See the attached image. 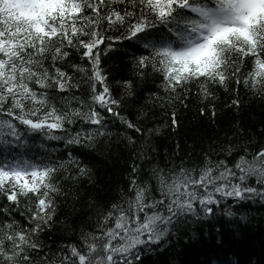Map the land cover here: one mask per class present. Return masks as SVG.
I'll list each match as a JSON object with an SVG mask.
<instances>
[{"label": "snow or ice", "instance_id": "snow-or-ice-1", "mask_svg": "<svg viewBox=\"0 0 264 264\" xmlns=\"http://www.w3.org/2000/svg\"><path fill=\"white\" fill-rule=\"evenodd\" d=\"M123 41L136 51L117 75L104 65ZM246 99L264 105V0H0V264H146L197 222L264 207ZM193 100L235 116L232 135L161 158L157 109L175 128ZM121 153L104 200L85 157Z\"/></svg>", "mask_w": 264, "mask_h": 264}, {"label": "trees", "instance_id": "trees-1", "mask_svg": "<svg viewBox=\"0 0 264 264\" xmlns=\"http://www.w3.org/2000/svg\"><path fill=\"white\" fill-rule=\"evenodd\" d=\"M135 51L132 42L123 41L104 66L117 75L127 74L126 66ZM216 103L219 106L222 101ZM196 107L195 100L189 103L187 109L178 106L179 124L175 128L170 126L169 116L157 109L156 123L161 127V132L154 138V143L161 158L166 152L173 153L177 142L183 156L193 147L198 152L201 148H207L209 142L232 135L235 116L227 111L221 113L218 107L215 118L210 112L201 117ZM240 120L244 132L258 129L260 121L264 120V105L258 100L248 103L246 99ZM166 122L169 126H165ZM113 130H117L115 126ZM85 163L95 166L97 184L94 190L97 195L104 200L116 197L125 181L129 163L127 154H114L111 159L89 154L85 157ZM243 213L249 215L251 223L246 224L239 219ZM146 264H264V207L247 204L236 217L218 212L214 218L197 222L179 239L174 238L170 248L148 257Z\"/></svg>", "mask_w": 264, "mask_h": 264}]
</instances>
